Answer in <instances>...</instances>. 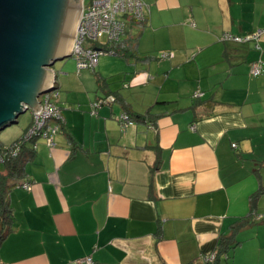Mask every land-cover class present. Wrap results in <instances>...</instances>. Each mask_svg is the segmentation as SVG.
<instances>
[{"label": "crops", "instance_id": "0c3cea01", "mask_svg": "<svg viewBox=\"0 0 264 264\" xmlns=\"http://www.w3.org/2000/svg\"><path fill=\"white\" fill-rule=\"evenodd\" d=\"M143 2L146 22L121 38L140 35L136 58L105 53L92 72L50 69L64 123L53 147L35 141L9 183L0 264H205L248 217L222 264H264V74L250 75L264 63V34L260 51L220 40L264 30V0ZM112 93L118 102L91 115ZM123 113L133 125L119 124Z\"/></svg>", "mask_w": 264, "mask_h": 264}, {"label": "water", "instance_id": "95a60500", "mask_svg": "<svg viewBox=\"0 0 264 264\" xmlns=\"http://www.w3.org/2000/svg\"><path fill=\"white\" fill-rule=\"evenodd\" d=\"M79 0H0V132L52 91L56 62L70 57Z\"/></svg>", "mask_w": 264, "mask_h": 264}, {"label": "built area", "instance_id": "2783aa9c", "mask_svg": "<svg viewBox=\"0 0 264 264\" xmlns=\"http://www.w3.org/2000/svg\"><path fill=\"white\" fill-rule=\"evenodd\" d=\"M82 3V12L79 16L75 29L74 39L70 50V58L75 62L77 72L82 70L93 71L98 64V59L105 52L94 49L92 45L105 38L107 42H118L125 35L127 21L132 19L136 23H145L148 17V7L143 0H90V4L85 7ZM264 30H257L253 35L247 37L233 36L224 33L220 37L222 42L249 43L252 42L255 49L260 51V40ZM171 53H162L161 60L170 59ZM264 74V63L257 61L251 66L250 75L258 77ZM203 93L197 91L193 94L194 99H199ZM58 91L53 86L52 91L44 94L39 100L38 112H31L32 124L27 131L10 146H4L0 151V164L5 159L17 157L26 144H30L32 149L36 148V140L42 139L49 147L54 146L53 138L60 132L64 123L62 112L55 104ZM115 99L112 95L100 98L90 105V114L96 115L100 107L112 105ZM118 122L122 127L133 125L132 119L128 114L119 115ZM193 130V128H191ZM235 147V145H232ZM26 191L30 190V183L23 182L18 185ZM215 260V254L204 258V263L208 264ZM76 264H94L91 257L78 259Z\"/></svg>", "mask_w": 264, "mask_h": 264}, {"label": "trees", "instance_id": "16d2710c", "mask_svg": "<svg viewBox=\"0 0 264 264\" xmlns=\"http://www.w3.org/2000/svg\"><path fill=\"white\" fill-rule=\"evenodd\" d=\"M133 24L141 25V23H136L132 19H129L127 21V25L129 28ZM125 34H126V32H125ZM139 36L140 35H138L136 38L129 36L127 38V40H120L118 42H112V43L111 42L100 43V41H99V42L94 43L92 45V47L94 49L98 48V50H101L105 53H113V54H116L118 56H123L125 58H131V57L136 58L137 43L139 41ZM138 60H141V59H138ZM142 61H147V59H142ZM109 95H112L115 99V102H118L119 99H118V96L116 93H112ZM109 95H107V96H109ZM130 115H129V117L131 118ZM31 124H32V119H31V123L28 126V128L31 126ZM27 129L22 133V135L27 131ZM20 137L16 141H18L20 139ZM16 141H14V142H16ZM13 143H11L9 145H5V146H10ZM27 145H30V144L24 145L17 157L5 159L3 164H0L2 166V169H3L2 172L0 171V209H1L0 210V241L4 238V236L9 231V225L11 224V220H12L11 219L12 218L11 211H10V209L8 207V203H7V195H8V192L10 190L9 183L12 180H15V179L22 177V175L24 173L25 164L34 157L33 149L28 150L26 148ZM2 148H4V146L0 145V151L2 150ZM258 196H259V193L252 196V200H251L252 204L256 201ZM251 219H252V217H248V218H243V219L239 220L238 224L237 225L235 224L232 227L231 237H229V238L221 237L218 239L217 248L214 251L215 260L211 263H208V264H222V261L224 259H227L228 253L237 244V242L235 240L236 234L239 232L240 228H243V226L250 224Z\"/></svg>", "mask_w": 264, "mask_h": 264}, {"label": "rangeland", "instance_id": "374dc122", "mask_svg": "<svg viewBox=\"0 0 264 264\" xmlns=\"http://www.w3.org/2000/svg\"><path fill=\"white\" fill-rule=\"evenodd\" d=\"M89 4H90V0H84V6L85 7H87ZM74 34H75V32H74ZM105 41H106V39L103 38V39H101L100 42H105ZM162 53L163 52H160L159 53V56H158L159 59H160V55ZM74 65L75 64L73 63L72 59L70 57H68V58H65L63 61L56 62L55 63V66L53 68H54V70L57 73H61V72L68 73L71 69H75ZM71 72H73V71H71ZM42 96L39 97V100L42 99ZM29 117H30V112L27 111L25 114L20 115L18 117L17 122L20 123L19 125L18 124L11 125V126L7 127L5 130L1 131L0 132V144H1L2 141L7 140L9 137H11L12 135H14L15 132L17 131V129L21 126V123H23L24 121H26Z\"/></svg>", "mask_w": 264, "mask_h": 264}]
</instances>
